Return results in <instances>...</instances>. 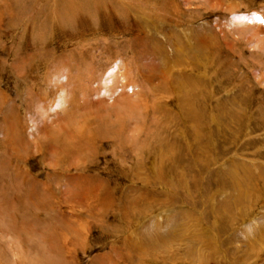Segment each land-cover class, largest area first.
Masks as SVG:
<instances>
[{"label": "rangeland", "instance_id": "rangeland-1", "mask_svg": "<svg viewBox=\"0 0 264 264\" xmlns=\"http://www.w3.org/2000/svg\"><path fill=\"white\" fill-rule=\"evenodd\" d=\"M0 264H264V0H0Z\"/></svg>", "mask_w": 264, "mask_h": 264}, {"label": "bare ground", "instance_id": "bare-ground-1", "mask_svg": "<svg viewBox=\"0 0 264 264\" xmlns=\"http://www.w3.org/2000/svg\"><path fill=\"white\" fill-rule=\"evenodd\" d=\"M58 16V15H57ZM127 72V71H126ZM129 87V84L126 86V89ZM4 128V127H3ZM7 142V141H6ZM8 143V142H7ZM9 144V143H8ZM10 145V144H9ZM13 148H14V146H13ZM16 149H18V148H16ZM18 152V151H17ZM17 152H16V154H17ZM13 154H14V152H12ZM18 156V155H17ZM86 180V179H85ZM84 180V181H85ZM88 182V181H87ZM45 185V184H44ZM44 185H43V188H45L44 187ZM42 186V185H41ZM41 186H39V187H41ZM34 189V188H33ZM35 191V190H34ZM27 192H28V190H27ZM32 192V191H31ZM45 192H46V189H45ZM30 193V192H29ZM51 194V193H50ZM29 195H31V194H29ZM54 195V194H53ZM32 197V196H31ZM30 196H29V198L28 199H30L29 201H31V198ZM33 201H32V205H33ZM36 203V202H35ZM11 204V203H10ZM14 204H16V202L14 203ZM46 204V203H45ZM45 204H43V205H45ZM4 205V204H3ZM12 205H13V203H12ZM35 205V204H34ZM51 205V204H50ZM6 206V205H5ZM35 206H38V205H35ZM34 206V207H35ZM41 205L39 204V206L38 207H40ZM47 206V205H46ZM45 206V207H46ZM4 207V206H3ZM33 207V208H34ZM28 208H30V207H28ZM36 208V207H35ZM41 208V207H40ZM52 208V207H51ZM50 208V209H51ZM3 209V208H2ZM43 209V208H42ZM3 210H5V209H3ZM12 210V209H11ZM25 210H26V207H25ZM29 210V209H28ZM51 211V210H50ZM2 212V211H1ZM7 212V211H6ZM42 212V211H41ZM45 212V211H44ZM9 213V212H8ZM3 215V213L1 214V216ZM8 215V214H7ZM59 216V215H58ZM2 217H4V216H2ZM70 217V216H69ZM78 217V216H77ZM72 218V217H71ZM82 219V218H81ZM30 220V219H29ZM69 221H70V219H69ZM62 223V222H61ZM70 223V222H69ZM74 223V222H73ZM65 224V223H64ZM78 229V228H77ZM76 231V230H75ZM74 235H72V237H73ZM68 249V248H67ZM69 250V249H68ZM71 251V250H70ZM70 251H67V254L70 256V254H71V252ZM64 252V251H63ZM65 253V252H64ZM66 254V253H65ZM65 258V257H64ZM71 258V257H70ZM69 261V260H68ZM68 261H67V263H68Z\"/></svg>", "mask_w": 264, "mask_h": 264}]
</instances>
